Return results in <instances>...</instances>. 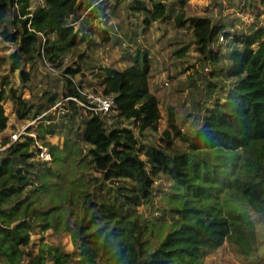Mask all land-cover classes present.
I'll return each mask as SVG.
<instances>
[{"label":"trees","instance_id":"trees-1","mask_svg":"<svg viewBox=\"0 0 264 264\" xmlns=\"http://www.w3.org/2000/svg\"><path fill=\"white\" fill-rule=\"evenodd\" d=\"M42 1L0 0V35L14 46L0 55V264H23L39 228H53L59 239L69 231L73 249L42 241L28 264H205L225 242L246 264H264V0H245L254 13L247 28L237 12L189 14L169 0H135L130 16L141 18L144 31L157 21L189 28L191 41L173 54L185 57L193 47L209 67L199 72L205 99L196 103V128L183 127L169 106L162 131L153 62L141 46L123 68L98 67L99 88L115 97L112 122L86 114L78 123L81 106L72 97L86 99L85 79H76L83 64L64 59L84 42L98 45L93 35L101 43L112 39L108 28L85 17L110 16L109 6L115 13L120 0ZM139 33L131 37L138 45ZM39 64L49 81L35 94ZM57 82L63 89L51 92ZM25 89L35 97H24ZM8 100L19 118L34 120L15 142L4 136ZM61 100L70 113L58 123L56 114L44 113ZM31 133L48 147L50 161L37 159ZM56 134L64 135L62 144L47 139ZM164 178L170 186L155 199ZM144 205L161 214L146 215Z\"/></svg>","mask_w":264,"mask_h":264},{"label":"rangeland","instance_id":"rangeland-1","mask_svg":"<svg viewBox=\"0 0 264 264\" xmlns=\"http://www.w3.org/2000/svg\"><path fill=\"white\" fill-rule=\"evenodd\" d=\"M86 1L88 2L89 0ZM116 1L117 0H110V2H107V5L115 4ZM236 1L238 2V0ZM134 2L135 0H120L117 2L115 13H112V6H109L107 12L110 16L107 17L102 15L91 17L87 16V14L85 18L89 19V22H94L108 28L111 31L112 39L109 42L101 43V37L93 35L92 39L100 43L93 47L88 46V42L82 43L79 46L80 48L77 53L70 52L66 55L64 64L77 66V62H81L83 64V70L82 73H79V75L76 76V79H85V90L90 92H100L102 90L99 88L95 78L99 72V66L110 65L117 68H123L128 63V53L130 54L132 51H135L138 46H141L143 49L147 48L150 51L153 62L150 78L151 87L160 99V108L163 115L159 124L160 131L167 127L169 106L175 108L179 123L183 127L186 129L189 127L194 128L196 125L193 121V114L197 111L196 103L205 99V96L198 93V91L201 92L204 87L199 72H201V70L203 73L206 72L204 70V67L206 66H204L199 60L198 53L193 47L189 48L185 57L178 58L173 54L177 47L183 45L184 42H187L188 44L191 41L192 31L186 27L176 28L174 23L170 21L154 22L149 30L144 31V28H142L141 25L139 26L138 23V20L141 18L137 19L136 17L130 16V12L132 11L131 6L134 5ZM169 2H173L178 9L186 10L189 14L198 13L202 15L216 14L225 16L226 14L237 12L236 14L242 15V26L246 28L254 18L253 10L246 9L244 6L245 0L240 3L241 5L239 7L231 6L233 5V0H184L183 4L180 3V0H169ZM38 3H43V1L35 0V4ZM87 8L88 7L83 8V13L86 12ZM254 10L260 11L261 7L260 9L255 8ZM261 18L264 20V14H262ZM76 27L78 28L79 24H76ZM137 30L140 32L137 36L140 45L131 40L132 33ZM13 49L14 46L5 42L0 35V55L7 54ZM82 51H84L85 56L81 59L78 56V53ZM91 65L97 67L92 68ZM39 68L40 70H38L37 73L38 76L34 80L35 94H41L47 87L49 81L46 74L49 70L44 67V64H39ZM93 71L97 72L94 73ZM53 72L54 71H51V73ZM53 74L56 73L54 72ZM15 79V88L17 89L20 87V77L18 72L15 74ZM196 84H198L199 87H197ZM62 89V83L57 82L55 86L52 87L51 92H61ZM23 96L28 98L35 97L34 93L29 89L24 90ZM5 109L9 115L10 123L4 136H11L14 132L20 131L26 126H30L34 121L29 118H19L16 114V104L12 100L6 101ZM80 112L82 115L79 114V112L77 113L78 123H82L83 118L87 117L83 109H81ZM187 114H190V116L188 117ZM109 115L107 122L111 123L113 119L112 116L110 117ZM160 134L161 132H156L154 136L159 138ZM47 139L54 143L62 144L64 141V135L56 134L54 136H48ZM153 139L155 138L153 137ZM176 144H180L179 140L176 141ZM169 186L170 181L166 180V178L159 182L156 188L157 196L155 199H158L163 193L161 190L167 189ZM139 210L143 211L150 217L161 214L160 212H155L153 207L147 208L145 205L139 207ZM168 219L170 220L171 218H167L166 220ZM59 240L62 241L66 249H73V243L69 231H64L59 239L53 228H49L46 231L39 228L31 235V242L27 246L29 255L26 257L25 261H23V264H28L30 260H33L42 241L57 243ZM204 263L246 264L244 256L229 242H225L220 248L208 253L205 257Z\"/></svg>","mask_w":264,"mask_h":264},{"label":"built area","instance_id":"built-area-1","mask_svg":"<svg viewBox=\"0 0 264 264\" xmlns=\"http://www.w3.org/2000/svg\"><path fill=\"white\" fill-rule=\"evenodd\" d=\"M220 41L223 44L226 43V40L223 35L220 37ZM204 70L208 71L209 67L208 66L204 67ZM81 92L83 93V95H85L86 97L85 100L79 99L77 97H72V98L75 101H77L78 104L81 106L80 110L83 109L84 113L87 115L97 114V115H100L101 117H105L109 115L115 107V97L113 94H106L102 91L90 92L85 89L82 90ZM64 100H61L55 103L54 105H52L44 114H46L47 112H53L54 114H56L55 120H57L58 123H62L63 119H65L66 117H69V109L65 107L63 103ZM32 123H34V121ZM28 127L29 126H26L22 130L14 132L10 136V141L15 142L16 140H19L23 136V134H26ZM31 135L35 136V139H36L35 146L37 147V159H40L42 161H50L52 159V154L50 150L48 149V147L45 144H43V142H41L40 140L36 138L35 133H31ZM3 148L4 147H1V149Z\"/></svg>","mask_w":264,"mask_h":264}]
</instances>
